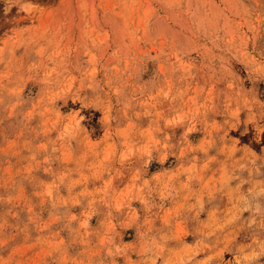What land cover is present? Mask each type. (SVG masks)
Segmentation results:
<instances>
[{"label": "rangeland", "instance_id": "374dc122", "mask_svg": "<svg viewBox=\"0 0 264 264\" xmlns=\"http://www.w3.org/2000/svg\"><path fill=\"white\" fill-rule=\"evenodd\" d=\"M0 264H264V0H0Z\"/></svg>", "mask_w": 264, "mask_h": 264}]
</instances>
